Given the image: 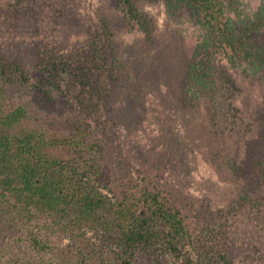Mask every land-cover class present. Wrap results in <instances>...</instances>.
Masks as SVG:
<instances>
[{
	"label": "rangeland",
	"instance_id": "rangeland-1",
	"mask_svg": "<svg viewBox=\"0 0 264 264\" xmlns=\"http://www.w3.org/2000/svg\"><path fill=\"white\" fill-rule=\"evenodd\" d=\"M145 13L153 21L150 38L123 19L114 0H21L19 6L0 0V60L27 77L5 100L27 102L44 128L84 127L105 171L120 185L140 175L163 188L204 249L221 251L234 264H264L257 193L264 185V74L247 76L223 64L235 117L218 131L209 101L181 102L196 42L189 17L172 22L160 0ZM259 37L264 47V30ZM51 64L68 72L62 108L41 102L35 86ZM100 75L109 82L91 99L94 106L73 99L89 97L83 89ZM151 258L137 255L140 264Z\"/></svg>",
	"mask_w": 264,
	"mask_h": 264
},
{
	"label": "trees",
	"instance_id": "trees-1",
	"mask_svg": "<svg viewBox=\"0 0 264 264\" xmlns=\"http://www.w3.org/2000/svg\"><path fill=\"white\" fill-rule=\"evenodd\" d=\"M114 1L123 19L150 38L145 7L156 0ZM160 1L172 22L187 15L195 31L181 102L209 101L224 132L235 109L223 64L247 76L264 74V0L255 7L249 0ZM9 66L0 60V264H140L141 252L151 254L148 264H234L225 253L204 249L155 182L133 175L120 185L109 175L84 127L59 133L44 128L27 102L8 104L6 92L27 81ZM45 70L35 85L41 102L62 108L67 69L51 64ZM96 78L83 89L89 97L73 99L94 106L91 99L109 82ZM257 193L264 205V185Z\"/></svg>",
	"mask_w": 264,
	"mask_h": 264
}]
</instances>
